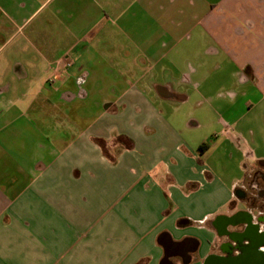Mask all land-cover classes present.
Instances as JSON below:
<instances>
[{"label":"crops","instance_id":"0c3cea01","mask_svg":"<svg viewBox=\"0 0 264 264\" xmlns=\"http://www.w3.org/2000/svg\"><path fill=\"white\" fill-rule=\"evenodd\" d=\"M263 166L264 0H0V264H240Z\"/></svg>","mask_w":264,"mask_h":264},{"label":"flooded vegetation","instance_id":"af4514ba","mask_svg":"<svg viewBox=\"0 0 264 264\" xmlns=\"http://www.w3.org/2000/svg\"><path fill=\"white\" fill-rule=\"evenodd\" d=\"M237 194L249 207L258 212L253 225L254 229L251 228L249 236L251 241L246 243L237 242L235 245V248L240 251V264H248V262L251 264H264V166L263 171L254 174L249 190L240 189Z\"/></svg>","mask_w":264,"mask_h":264},{"label":"rangeland","instance_id":"374dc122","mask_svg":"<svg viewBox=\"0 0 264 264\" xmlns=\"http://www.w3.org/2000/svg\"><path fill=\"white\" fill-rule=\"evenodd\" d=\"M248 264H251V263L248 262Z\"/></svg>","mask_w":264,"mask_h":264}]
</instances>
